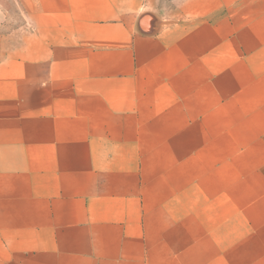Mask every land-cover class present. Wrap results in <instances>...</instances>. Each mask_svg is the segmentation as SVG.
Masks as SVG:
<instances>
[{"label": "crops", "instance_id": "crops-1", "mask_svg": "<svg viewBox=\"0 0 264 264\" xmlns=\"http://www.w3.org/2000/svg\"><path fill=\"white\" fill-rule=\"evenodd\" d=\"M0 264H264V0H0Z\"/></svg>", "mask_w": 264, "mask_h": 264}]
</instances>
